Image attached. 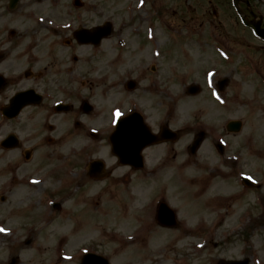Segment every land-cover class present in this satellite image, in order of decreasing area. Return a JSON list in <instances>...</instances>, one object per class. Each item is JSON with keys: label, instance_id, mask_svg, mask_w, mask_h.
Segmentation results:
<instances>
[{"label": "rangeland", "instance_id": "rangeland-1", "mask_svg": "<svg viewBox=\"0 0 264 264\" xmlns=\"http://www.w3.org/2000/svg\"><path fill=\"white\" fill-rule=\"evenodd\" d=\"M187 1L153 0L159 6L160 16L174 23L177 29L186 30L188 38L179 40L162 33L168 55L166 62L173 65L169 81L174 95L169 102L158 98L156 120L159 127L166 125L175 131H180V126L186 123H200L210 130L198 153L183 162L184 148L194 136L181 133L175 143L159 144L149 151L152 163L168 156L167 161L160 162L158 176L144 177L120 169L114 173L117 177L101 182L86 178L84 189L73 197V181H64L69 176L49 177L43 173L61 162L70 145L65 142L52 146L46 142L34 144L39 143L35 140L37 136L28 144L34 150L26 161L23 152L29 140L25 141L26 135L34 130L27 119L28 111L20 120L0 125V142L12 130L23 139V147L18 150L0 148V229H4L0 232V264H13L14 258H18L17 264H79V256L93 247L110 264H171L173 258L184 254H188L187 259L183 256L180 262L175 261L177 264H218L221 260L245 259L249 264H264V205H250L254 194L264 191V85L259 81L264 77V43L245 30L230 0ZM82 2L84 10L80 14L85 20H92L90 25L114 18L115 31L104 45L111 57L108 71L122 75V60L126 57L118 46L122 42V28L131 25L128 23L131 16H137L145 3L141 5V0ZM240 4L248 18L250 15L264 18V0H241ZM245 4L249 5L247 10ZM68 8H73L72 0H21L15 10L9 11L8 0H0V42L9 39L10 30L15 31L0 68L7 67L17 75L47 65L50 56L64 63L63 53L67 58L74 53L64 52L62 41L55 45L58 35L46 31L42 23L49 19L51 23L47 20L46 24L58 27L60 21L70 18L69 11H62ZM70 13L75 20L74 12ZM130 34L135 48L139 39ZM217 37L221 39L220 44ZM88 54L86 50L78 52L83 58ZM133 54L134 51L129 57L135 60ZM145 56L144 53L142 57ZM251 64L259 70H253ZM99 66L103 68L105 64ZM57 68L60 72V65L53 69ZM220 78L228 80L222 96L212 92ZM190 83L200 85L201 91L194 96L187 95L185 88ZM16 85L19 87V83ZM87 86L95 91L96 99L107 110L114 102H120L119 93L110 98L107 88ZM230 121L242 122L240 133L227 131ZM214 137L224 143L223 157L213 151V141L217 139ZM238 160L241 162L236 166ZM12 173L19 183L10 184ZM118 176L125 178L122 181ZM242 176H249L256 184L251 190H245L247 194H241L244 192L240 184ZM28 177L45 184L37 187L31 181L26 183ZM127 177L132 180L129 182ZM64 193L69 197L64 204L70 214L63 217L52 211L49 224L43 230H37L43 225L35 224L32 227L35 229L29 231V225L38 220L43 201L47 197L57 200ZM157 194H165L164 201L177 210L183 230L180 227L161 229L155 223L148 228L151 234L145 239L142 235L136 244H122L120 248L114 239L115 233L131 238L141 225L138 222L148 219V215L154 223L153 203L160 198ZM1 198L5 201L1 202ZM150 256L155 263L154 259L148 262Z\"/></svg>", "mask_w": 264, "mask_h": 264}, {"label": "flooded vegetation", "instance_id": "flooded-vegetation-1", "mask_svg": "<svg viewBox=\"0 0 264 264\" xmlns=\"http://www.w3.org/2000/svg\"><path fill=\"white\" fill-rule=\"evenodd\" d=\"M148 7H153V4H148ZM144 13L146 17L136 28L134 35L139 39V42L135 44V48L130 42V36H132L130 26L125 25L128 27L122 28V51L126 55L125 59L122 60V75L108 71L107 63L111 64L109 60L111 57L108 56L107 47L104 45L107 39L102 40L98 46L81 45L74 39L72 28H64L65 30L62 31H53L59 39L54 43L60 45L62 41L65 46L64 52L71 51L74 54L67 58L66 54L63 53L62 60L64 63H59L57 58L54 61L50 56V63L39 66L34 74L29 71L25 74V78L16 80H13L14 76H10L9 82L7 80L5 86L0 90V109L17 91L33 90L37 93L36 96L40 97L35 99L34 96L32 106L23 111H28V122L34 126V130L27 133L25 139V141L29 139L26 142V148L29 149V152L34 150V147L28 144H32V140L37 136L35 140L38 139L39 143L34 144L41 145L46 142L52 146L65 142V145L71 146L68 153L60 160L61 162L59 161V164L43 172L49 177L53 174L66 175L69 172L73 178H65L64 181H73L71 187L74 186L73 188L78 189L84 188L86 178L93 179V182L98 179L87 172L88 165L93 160H100L101 162H99V168L93 169L91 174L106 176L108 179L117 177L114 176V173L120 169H125L126 172L131 173H142L145 170L144 167L135 169L131 166L122 165V162L112 153L110 136L114 128L112 127L111 108L107 110L106 106L100 104L94 95L95 91L87 86L89 84L96 89L107 88L110 91L107 95L111 94L110 98H114V94L119 93L121 96V98H118L120 102L118 104L114 102L111 107L119 108L118 110L121 115L123 112V116H126L130 111L140 113L141 123H144L145 127H148L152 133L159 132V125L156 120L158 98L160 97L159 92L162 91V85H164L167 96H169V66L167 62L161 63V69H159L156 64L159 58L154 57L155 42L157 43L154 38L155 29H153V26H145L149 14L146 11ZM84 22L82 26L87 28L100 25L98 23L90 26L92 20L88 19ZM149 32L152 33L151 39L148 37ZM8 44L10 43L1 45L4 58L7 54ZM83 50L89 53L84 58L78 56V52ZM133 51L135 60L129 57ZM144 53L146 56L142 57ZM106 55L108 59H106ZM164 58L168 59L166 55ZM4 62H0V65ZM101 63L105 64V67L101 68L99 66ZM59 65L61 67L60 72H58V68L57 70L53 69ZM3 69L14 74V71L7 67ZM160 70L162 71L160 74L161 79L158 73ZM129 80L132 83L128 85ZM16 83H19V87ZM15 86H17L16 89ZM3 95L5 96L2 97ZM39 101L41 104L35 105ZM85 101H88L91 106L87 107L84 104ZM58 103L59 105H56ZM12 123L13 121L9 122V124ZM62 124L64 125L63 128H61ZM12 132L17 131L12 130ZM156 146L151 145L142 150L141 163L143 165L146 163L148 152ZM120 151L122 155V148H120ZM145 174L149 175L151 173L146 172ZM118 178L121 180L122 176H118ZM67 199L68 197L63 198V202Z\"/></svg>", "mask_w": 264, "mask_h": 264}, {"label": "water", "instance_id": "water-1", "mask_svg": "<svg viewBox=\"0 0 264 264\" xmlns=\"http://www.w3.org/2000/svg\"><path fill=\"white\" fill-rule=\"evenodd\" d=\"M11 1H12V5H10V8L13 9L19 0H11ZM78 1L79 0H76V5L81 6V4ZM247 25L250 26L249 24H247ZM253 28H254L256 34L258 36H260L262 39H264V30L262 31L260 29V24L254 25ZM110 31H111L110 25H106L102 28L96 29L95 31H80L79 32L80 34L78 35V39H80V41H86V42H90V41H96L97 42L98 33H103V34L107 35L110 33ZM196 92H197V90H194V89L191 90V93H196Z\"/></svg>", "mask_w": 264, "mask_h": 264}, {"label": "snow or ice", "instance_id": "snow-or-ice-1", "mask_svg": "<svg viewBox=\"0 0 264 264\" xmlns=\"http://www.w3.org/2000/svg\"><path fill=\"white\" fill-rule=\"evenodd\" d=\"M116 115H119V113L117 112ZM4 231V229H0V232Z\"/></svg>", "mask_w": 264, "mask_h": 264}]
</instances>
